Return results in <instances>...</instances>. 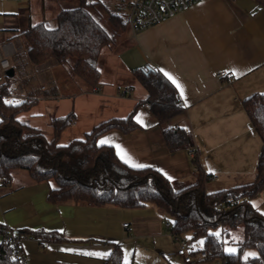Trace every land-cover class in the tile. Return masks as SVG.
Instances as JSON below:
<instances>
[{
    "label": "crops",
    "instance_id": "obj_1",
    "mask_svg": "<svg viewBox=\"0 0 264 264\" xmlns=\"http://www.w3.org/2000/svg\"><path fill=\"white\" fill-rule=\"evenodd\" d=\"M25 1L27 26L55 20L64 2L77 4V0ZM110 8L125 21L126 0L122 13L116 2ZM11 31L13 34L0 42V56L8 58L13 82L25 89L23 94L12 95L11 100L35 101L18 119L48 139L55 117L71 112L75 115L61 135L72 137L62 142L67 144L82 139L103 121L125 118L134 111L139 129L129 133L112 129L97 138L98 144L113 147L128 166L152 167L171 181L191 183L197 176L189 156L194 149L200 171L212 177L215 190L226 189L219 188L220 179L251 174L261 141L242 101L264 92V6L256 0H202L136 35L126 27L114 43L102 49L98 59L100 79L94 88L70 73V67L66 71L64 64L48 60L32 65L22 39L17 44L13 41L20 32L16 28ZM145 67L167 73V78L170 75L176 81L174 84L168 78L178 92L183 111L166 125L190 131L194 139L191 149L169 151L148 105L137 106L146 91L133 71ZM220 71L231 73V80H218ZM71 130L74 133L69 135ZM48 190V183L35 182L20 169L13 170L10 182L0 181V225L62 237L41 243L43 246L35 239H23L26 264H111L109 256L116 245L122 250V264H173L175 258L176 264H183L175 254L173 235L162 223L168 218L154 207L51 204ZM196 241L192 242L201 248L202 240L199 244ZM233 246L237 251V243L229 249ZM207 260L198 264H212Z\"/></svg>",
    "mask_w": 264,
    "mask_h": 264
},
{
    "label": "trees",
    "instance_id": "obj_2",
    "mask_svg": "<svg viewBox=\"0 0 264 264\" xmlns=\"http://www.w3.org/2000/svg\"><path fill=\"white\" fill-rule=\"evenodd\" d=\"M264 6V0H256ZM106 14V17H103ZM50 28L41 22L27 26L19 33L26 56L32 65L48 60L63 65L73 58L74 75L90 88L100 79L98 59L102 49L115 42L126 28L122 15L111 12L100 0H77L73 8L61 10ZM136 80L146 91L144 103L161 127L169 151L191 149L193 135L181 127L166 123L178 116L183 107L171 81L151 67L133 71ZM13 77V76H12ZM5 74L0 85V181L10 182L15 169L25 170L35 182L49 185L47 201L51 204L74 203L91 207L116 206L122 209L154 207L171 221L170 233L179 237L202 240L199 251L207 259L220 258L223 264H264V215L252 206L250 200L264 191V92L254 93L242 101L249 122L261 141L253 181L226 189L209 192L211 177L200 171L191 183L171 181L152 167L134 168L122 162L113 147L100 145L101 134L116 129L129 133L140 126L134 120V111L125 118H110L95 125L82 139L67 144L59 142L62 133L73 123L75 115L51 120L52 137L20 121L18 115L28 111L34 100L26 98L11 101L15 83ZM242 227V240L235 253L224 251L221 228L233 230ZM21 235L45 243L60 240L55 233L17 231ZM253 248L257 255L245 260L242 252ZM111 264H122V250L114 246L109 256ZM0 264H21L14 259L9 245L0 247Z\"/></svg>",
    "mask_w": 264,
    "mask_h": 264
},
{
    "label": "built area",
    "instance_id": "obj_3",
    "mask_svg": "<svg viewBox=\"0 0 264 264\" xmlns=\"http://www.w3.org/2000/svg\"><path fill=\"white\" fill-rule=\"evenodd\" d=\"M200 1L202 0H126V27L132 35H136L139 31L171 18ZM8 69H10L8 58L0 56V85L3 83ZM216 77L218 80L229 81L232 78V74L227 71H220ZM44 88V86H41L42 90ZM24 92V87L15 83L12 95L16 96ZM180 105L183 107L181 101ZM189 156L191 161L196 157L194 149L189 151ZM192 169L193 172H197L198 170L194 164ZM208 180H212V177H208ZM162 223L167 229H170L171 221L169 219H164ZM126 226L127 223L123 224V227ZM25 238L26 236L21 235L19 232L0 225V247L2 245H9L13 249L14 259L21 264H26V257L23 254L21 246V242ZM173 239L177 244L175 254L182 260L183 264H198L207 259V253L199 251V248L192 241L176 235H173ZM40 245L43 246L41 243Z\"/></svg>",
    "mask_w": 264,
    "mask_h": 264
},
{
    "label": "rangeland",
    "instance_id": "obj_4",
    "mask_svg": "<svg viewBox=\"0 0 264 264\" xmlns=\"http://www.w3.org/2000/svg\"><path fill=\"white\" fill-rule=\"evenodd\" d=\"M124 1L125 0H102L103 6L107 7L109 10L111 9V3L112 2H116L119 5V12H123L124 11ZM16 2H20L22 4H16ZM16 2L14 1H8V0H1L0 1V42L4 41L6 39V37L11 36L13 33L11 31L12 28H16L18 30V32L23 31L26 27H27V18H26V14H25V6L24 4H26L25 0H17ZM76 6V3H73L71 1H67L63 3V7L64 9H68V8H73ZM3 13H16V15L14 16H3ZM103 17H106V14H103ZM55 20H49L47 22V26H49L50 28L55 26ZM14 43L17 44L19 42H21V36L16 33L14 35ZM14 43L11 44V46L14 47ZM74 60L73 58H70L66 64H64L66 71H69V67H70V73L72 72V66L74 64ZM1 73V72H0ZM12 101V100H11ZM73 130L70 131L69 135H72ZM72 137L65 135L62 136L59 140V142L62 144V142L66 141V140H70ZM257 159H258V153L255 155V159H254V164H253V169H251L250 173L252 174V170H253V175H248L247 177H234V178H230L228 179V177L224 178V179H220V181L218 182V184L221 186L219 188H228L234 184H238V183H244V182H251L254 180V174L256 173V166H257ZM237 181V182H235ZM215 183L209 181L207 184V190L209 192L211 191H215ZM252 205L254 208H258L257 210L262 213L264 215V191L258 193L254 198H252ZM169 219V218H168ZM223 230H221V228H217L215 230H213V232L215 233H219L221 232V239L224 243V251L229 253L231 251H229V247L231 246V244H235L238 243L239 241L242 240V227L239 226L233 230H225V232L222 233ZM201 241V239H197L196 243L199 244V242ZM236 251V246H233ZM255 255H257V252L255 249L253 248H249V249H245L242 252V256L245 260H249L252 259ZM173 264H176L177 259H173ZM207 262L212 263V264H222V260L220 258H213L210 260H207Z\"/></svg>",
    "mask_w": 264,
    "mask_h": 264
},
{
    "label": "snow or ice",
    "instance_id": "obj_5",
    "mask_svg": "<svg viewBox=\"0 0 264 264\" xmlns=\"http://www.w3.org/2000/svg\"><path fill=\"white\" fill-rule=\"evenodd\" d=\"M165 75H168L167 73H165ZM168 78L170 79V80H172V82L175 84L176 83V81L169 75L168 76ZM177 87H179V85L177 84ZM229 251H231V252H235V249H230Z\"/></svg>",
    "mask_w": 264,
    "mask_h": 264
},
{
    "label": "water",
    "instance_id": "obj_6",
    "mask_svg": "<svg viewBox=\"0 0 264 264\" xmlns=\"http://www.w3.org/2000/svg\"><path fill=\"white\" fill-rule=\"evenodd\" d=\"M6 75L9 76V77H12V75H13V70H12V69H8V70L6 71Z\"/></svg>",
    "mask_w": 264,
    "mask_h": 264
}]
</instances>
